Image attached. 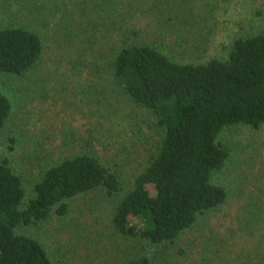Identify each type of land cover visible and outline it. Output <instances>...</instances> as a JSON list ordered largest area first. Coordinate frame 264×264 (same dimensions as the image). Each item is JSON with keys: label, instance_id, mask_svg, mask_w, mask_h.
<instances>
[{"label": "rangeland", "instance_id": "1", "mask_svg": "<svg viewBox=\"0 0 264 264\" xmlns=\"http://www.w3.org/2000/svg\"><path fill=\"white\" fill-rule=\"evenodd\" d=\"M0 25L33 30L44 45L30 72L0 76L13 106L0 163L21 176L27 202L65 157L96 154L131 189L157 153V118L108 69L116 48L149 44L179 62L225 59L235 39L264 31V0H0ZM220 138L232 153L213 179L225 181L229 200L175 242L122 236L112 218L127 191L110 197L103 189L19 232L40 241L52 264H264V126L226 127Z\"/></svg>", "mask_w": 264, "mask_h": 264}, {"label": "trees", "instance_id": "2", "mask_svg": "<svg viewBox=\"0 0 264 264\" xmlns=\"http://www.w3.org/2000/svg\"><path fill=\"white\" fill-rule=\"evenodd\" d=\"M43 49L33 30L0 25V76L27 74ZM109 64L115 83L157 118L162 132L157 153L131 189L121 172L96 154L65 157L45 170L27 202L21 176L3 160L0 264H52L44 245L19 229L44 222L55 211L65 215L69 201L98 189L110 197L127 191L112 218L118 233L158 245L175 242L201 216L228 202L225 181L213 179L232 153L220 134L226 127L264 126V31L235 39L225 59L179 62L157 47L131 43L116 48ZM12 109L0 91V135ZM229 188L235 190L231 183Z\"/></svg>", "mask_w": 264, "mask_h": 264}]
</instances>
